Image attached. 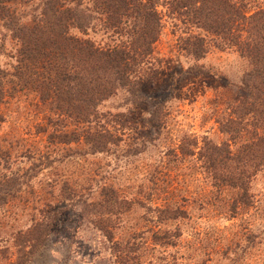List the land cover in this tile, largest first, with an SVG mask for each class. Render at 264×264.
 <instances>
[{
    "label": "trees",
    "instance_id": "obj_1",
    "mask_svg": "<svg viewBox=\"0 0 264 264\" xmlns=\"http://www.w3.org/2000/svg\"><path fill=\"white\" fill-rule=\"evenodd\" d=\"M17 1L0 0V25L3 29L0 33V56L4 54L5 44L11 43L9 54H5L10 63L0 65V104L18 93H33L47 108L42 117L44 123L62 125L70 120L74 124L72 130H52L44 151L39 155L29 147L20 149L15 146L17 153L21 154L17 155L26 157L28 164L30 159L33 161L26 168L14 169L13 145L9 143L6 147L0 143V208L19 200L26 187H30L35 199L30 203H38L33 205L38 217L34 215L28 228L17 233L19 244L30 247L32 253L49 238L55 220L65 210L60 208L62 201L53 202L58 198L54 197L53 190L59 183L58 192H61L63 200L78 208L82 216L98 228L103 215L108 221L113 216L130 211L135 204L144 206L140 202L121 198L110 183L101 180L103 177L94 180L98 173L94 169H88L85 179L86 182H95L97 187L94 191L88 186L85 191L81 190L74 180L71 181L70 175L64 177V174H59V179L57 177L43 187L45 182L38 181L36 186L41 188L37 193L32 183L43 170L52 169L54 163L120 151L121 138L114 124L124 126L121 120L128 114L101 112L100 107L119 91L127 95L125 104L134 107L142 101L143 97L138 94L140 82L152 75L155 67L153 46L162 26L154 6L136 7L140 0H40L37 15L34 11H27L30 8L15 7ZM85 2H90L92 6H84ZM164 2L170 13L184 18L192 28L220 40L216 46L235 47L247 63V69L233 86L234 97L215 121L226 140L219 143L204 137L197 155L203 161L201 174L211 188L206 196L215 202L213 204L205 198L206 204L229 212L230 218L244 217L251 209L260 212L262 230L259 233L253 232V222L246 218L243 229L239 231L247 247H250L261 234L264 235V204L253 191L255 178L264 171V6L245 13V5L236 0ZM90 10L97 16H93ZM96 20L112 37L105 46L83 37ZM75 30L83 35H77ZM204 38L196 34L186 40V46L190 45V54L197 60L207 52ZM188 72L207 73L200 66L190 67ZM165 111V103L160 102L154 105L146 118L145 125L155 138L166 128L168 112ZM79 130L83 131V141H80ZM81 142L84 148L67 146ZM197 143L195 138L189 140V145L193 147ZM178 151L180 156L195 154L185 146H178ZM138 152L139 149L134 147L133 153ZM168 154L176 156L171 149ZM92 193L98 195L96 200ZM27 201L25 209L29 207ZM146 210L151 212L149 208ZM153 212L154 227L187 216L179 205L155 207ZM101 231L112 242L110 248L118 264H143L146 252L175 247L181 237L179 227L136 229L116 241H113V233L108 228L103 227ZM148 240L151 247L145 246ZM233 243L230 246L234 248L221 251L230 264L236 263L232 256L234 250L246 253V247H242L240 242ZM148 262L145 264H155V259L152 257Z\"/></svg>",
    "mask_w": 264,
    "mask_h": 264
},
{
    "label": "rangeland",
    "instance_id": "obj_2",
    "mask_svg": "<svg viewBox=\"0 0 264 264\" xmlns=\"http://www.w3.org/2000/svg\"><path fill=\"white\" fill-rule=\"evenodd\" d=\"M164 1L140 0V4H136L138 9L154 6L159 12L162 26L161 34L153 46L152 58L155 67L152 69V75L140 82L138 94L143 97L142 101L134 107L132 104H125L127 95L124 91H119L100 107L101 112L128 114L121 120L124 126H120V123L114 124L121 138L120 151L111 155H88L72 158L61 164L54 163L53 170H43L32 183V188L37 193L41 188L36 186L38 181L45 182L43 187L57 177L59 179V174H64V177L70 175L71 181L74 180L81 190L85 191L88 186L94 191L97 187L95 182L85 180L88 169H94L98 172L94 180L103 177L101 180L110 183L121 198L140 202L144 206L135 204L130 211L117 217L113 216L108 221H105L106 216L103 215L100 218L101 227L98 228L83 217L78 208L71 207L67 200H63L61 192H58L61 186L59 183L53 190L56 194L54 197L58 196L53 202L62 201L60 208L65 210L55 220L49 238L30 253V247L21 246L17 239V233L28 228L34 215L38 217L33 211V205L38 203H30L35 199L30 187H26L19 200L0 208V264H118L110 248L112 242L108 241L101 231L103 227L112 231L113 241L127 237L136 229L151 230L159 227L163 230L179 227L181 237L177 240V245L158 248L154 253L146 252V256L142 258L143 264L149 263L152 257L155 264H230L221 251L229 247L234 248L230 245L236 241L246 247V253L234 250L232 256L236 259L235 264H264V235L261 234L247 247V242L241 238L239 232L243 229L246 218L253 222V232L259 233L262 230L260 212L251 209L244 217L230 218L229 212L206 204V199L209 198L206 195L211 188L201 174L203 161L197 155L204 137L219 143L226 140L215 121L226 108L227 102L234 97L233 86L239 82L247 69V63L239 56L235 47L224 44L221 47L216 46L220 40L215 39L213 35L197 31L183 20L184 18L170 13ZM236 1L245 5V13H251L257 7L264 6V0ZM39 2L40 0H19L15 7L30 8L27 11H34L37 15L40 11ZM83 5L89 8L92 6L90 2ZM90 13L97 16L91 10ZM98 22L93 21L94 24L87 29L85 35L77 30L74 33L83 35L97 45L105 46L110 43L112 37ZM1 32L3 29L0 25ZM196 34L205 37L207 48L205 55L198 60L190 54V45L186 46V40ZM10 47L11 43L7 42L4 54L0 56V65L10 63L6 57ZM193 66H200L207 73H189L188 69ZM160 102L165 103V112H168L165 119L166 128L155 138V134L146 127L145 122L154 105ZM46 109L39 99L29 92L18 93L0 104V143L6 147L9 143L13 145L12 156L16 160L14 169L26 168L33 163L30 159L28 164L29 160L19 156L21 154L15 149L29 147L39 155L44 151V145L47 144V137L51 132L74 128L70 120L62 125L44 123L42 117L45 116ZM79 133L80 141H83V131L79 130ZM192 138L198 142L195 147L189 145ZM67 146L84 148L82 142L79 145L71 143ZM67 146L62 147L65 149ZM178 146L188 147L195 154L180 156ZM134 147L140 152L134 154ZM170 149L176 156L168 154ZM253 191L264 204V171L255 178ZM94 194L92 193V197L96 200L98 195ZM209 200L215 203L210 198ZM26 201L30 209L23 208L27 207ZM165 205H179L186 211L187 216L154 227L153 208ZM148 208L151 212L146 210ZM145 246L151 247V242L148 240Z\"/></svg>",
    "mask_w": 264,
    "mask_h": 264
}]
</instances>
